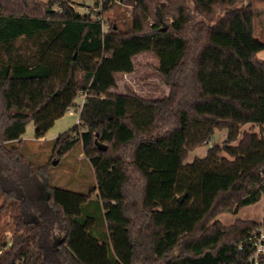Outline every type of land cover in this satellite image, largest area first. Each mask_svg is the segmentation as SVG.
Instances as JSON below:
<instances>
[{
	"label": "trees",
	"instance_id": "obj_1",
	"mask_svg": "<svg viewBox=\"0 0 264 264\" xmlns=\"http://www.w3.org/2000/svg\"><path fill=\"white\" fill-rule=\"evenodd\" d=\"M103 9L104 23L69 0H0V264H176L221 246L224 264H252L249 238L264 233V216L215 217L264 193L259 9L252 0H105ZM142 52L158 59L161 97L115 91V75ZM80 90L78 122L52 150L58 159L80 143L95 184L40 188L48 166L31 172L21 135L30 119L43 135ZM247 123L259 131L234 144ZM216 129L226 140L186 161Z\"/></svg>",
	"mask_w": 264,
	"mask_h": 264
},
{
	"label": "rangeland",
	"instance_id": "obj_2",
	"mask_svg": "<svg viewBox=\"0 0 264 264\" xmlns=\"http://www.w3.org/2000/svg\"><path fill=\"white\" fill-rule=\"evenodd\" d=\"M56 4V3H55ZM53 5L55 9L56 5ZM93 2L91 0H74V9L80 13L91 11ZM259 6H264V1L259 2ZM130 9V6H128ZM104 19L106 12H103ZM105 21V20H104ZM254 35L258 39L264 41V13L259 14L254 20ZM260 59H264V49L259 51ZM134 69L130 73H117L115 75L117 87L115 91L132 90L137 94L146 98H157L168 92V85L163 82L154 70L158 59L149 52H142L133 57ZM82 100L81 94L77 95L74 102L75 105L70 106L65 113L57 118L54 123L43 133L36 137L35 125L33 120H28L25 131L21 135L20 151L24 155L26 164L31 165V172H39L38 166L47 165V170L38 177L40 188H44L45 184L51 186L62 187L78 192H87L95 184V173L91 164L85 158L80 143L73 144L71 150L62 158L55 159L53 153V141L63 131L70 128L78 122V108ZM264 132V127H262ZM243 130L259 131L256 124H244L240 128L239 137L234 142L237 143ZM227 137L226 129H216L208 140L191 151L186 161H191L195 157H202L206 154L207 149L214 143L222 144ZM16 143V142H13ZM53 161H57L54 163ZM4 174V170L1 171ZM46 178V182L43 179ZM45 192V191H44ZM98 192V190H97ZM4 196L0 194V204ZM264 193L261 198L253 204L242 206L239 212L223 211L215 217L224 224L234 222L236 218H251L261 221L264 213ZM5 217V218H4ZM4 223L8 220L7 215H3ZM4 233L10 236L11 232L7 225L4 226ZM225 252L221 246L214 252H207L204 256L184 257L176 262V264H224Z\"/></svg>",
	"mask_w": 264,
	"mask_h": 264
},
{
	"label": "built area",
	"instance_id": "obj_3",
	"mask_svg": "<svg viewBox=\"0 0 264 264\" xmlns=\"http://www.w3.org/2000/svg\"><path fill=\"white\" fill-rule=\"evenodd\" d=\"M69 1H71V4H73L74 0H69ZM91 1L93 2L92 9L94 11V17L96 19L100 20L102 23H104L105 19H104V14H103V10H104L103 6L105 3V0H91ZM116 1H118V0H116ZM55 5H56L55 9L57 11H61V6L59 5V3H56ZM80 94L82 96V100L80 102L78 112H79L81 105L86 100V93H84V91L80 90ZM262 127H264V124ZM263 238H264V233L262 232L261 229H259L258 232L253 233L251 235V237L249 238V241L252 243L253 248L255 249V251H254V253L250 259L252 264H257L259 254L264 252Z\"/></svg>",
	"mask_w": 264,
	"mask_h": 264
},
{
	"label": "crops",
	"instance_id": "obj_4",
	"mask_svg": "<svg viewBox=\"0 0 264 264\" xmlns=\"http://www.w3.org/2000/svg\"><path fill=\"white\" fill-rule=\"evenodd\" d=\"M260 1H264V0H252V3H253V5L255 7H257L259 9L260 15H261V13H264V6L263 7L262 6H259V2Z\"/></svg>",
	"mask_w": 264,
	"mask_h": 264
},
{
	"label": "water",
	"instance_id": "obj_5",
	"mask_svg": "<svg viewBox=\"0 0 264 264\" xmlns=\"http://www.w3.org/2000/svg\"><path fill=\"white\" fill-rule=\"evenodd\" d=\"M164 28H165V26L162 27L161 29H164ZM96 135H97V133H96ZM96 143H97V145H98L99 148H101V149H105V145L101 144V143L98 142L97 140H96ZM53 162L56 163L57 161H53ZM183 196H184V195L179 196L178 199L181 200V199L183 198Z\"/></svg>",
	"mask_w": 264,
	"mask_h": 264
}]
</instances>
